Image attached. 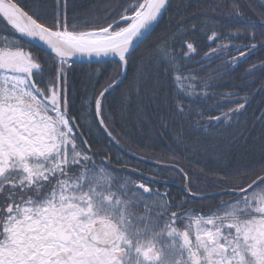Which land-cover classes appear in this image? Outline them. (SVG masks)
<instances>
[{
    "label": "snow or ice",
    "instance_id": "snow-or-ice-1",
    "mask_svg": "<svg viewBox=\"0 0 264 264\" xmlns=\"http://www.w3.org/2000/svg\"><path fill=\"white\" fill-rule=\"evenodd\" d=\"M168 7L169 0H132L104 25L75 18L70 24L67 0H58L51 18L40 0H33L31 14L13 0H0L6 25L43 43L56 65L55 75L45 79L39 57L15 42L0 46V264H264V175L233 189L237 199L222 205L221 214L178 218L172 212L167 220L153 219L133 211L143 199L133 188L151 195L150 188L114 183L105 162L97 165L77 150L78 125L68 111L67 69L73 58H114L118 72L91 101L107 131L102 115L107 94L126 78L138 42L148 39ZM244 22L248 38H260L259 45L244 47L264 48V12L256 22L251 17ZM185 47L195 51L191 43ZM163 56V63L174 62V54ZM38 80L46 86L39 87ZM244 107L240 103L223 118ZM177 108L183 114V107ZM73 169L80 171L70 174ZM177 219L187 221L183 231L174 226Z\"/></svg>",
    "mask_w": 264,
    "mask_h": 264
},
{
    "label": "trees",
    "instance_id": "trees-1",
    "mask_svg": "<svg viewBox=\"0 0 264 264\" xmlns=\"http://www.w3.org/2000/svg\"><path fill=\"white\" fill-rule=\"evenodd\" d=\"M45 1L53 5V0H40V5ZM129 2L132 0H67L69 23L75 18L81 24L87 20L104 25L111 17L118 18ZM261 2L171 1L158 27L136 49L126 78L107 94L102 115L123 150L97 122L91 103L95 92L118 72L115 62L72 65L69 105L78 128L92 134L90 146L116 167L165 181L181 180L189 194L208 196L191 200L197 215L217 213L214 205L232 196L230 191L264 175V48L250 51L244 47L260 43V38H248L244 18L256 22L264 12ZM32 3L18 1L29 14ZM41 9L49 18L58 11ZM0 32L11 41L18 40L23 49L30 47L1 17ZM213 33L218 38L210 40ZM187 43L193 44L194 52L185 47ZM161 52L164 60L174 54V62L163 63ZM240 103L245 104L242 110L223 118ZM177 104L183 107V114ZM216 117H221L219 122ZM178 203L189 209L190 200Z\"/></svg>",
    "mask_w": 264,
    "mask_h": 264
},
{
    "label": "flooded vegetation",
    "instance_id": "flooded-vegetation-1",
    "mask_svg": "<svg viewBox=\"0 0 264 264\" xmlns=\"http://www.w3.org/2000/svg\"><path fill=\"white\" fill-rule=\"evenodd\" d=\"M21 1V0H18ZM17 0H13V2L18 4ZM53 5H50V1H45L43 4H41V8H53V9H58V0H53ZM16 43L19 46V41L18 40H10L8 36H4L1 32H0V46L2 47H6L11 45L12 43ZM29 48H25L24 51L25 52H32L33 55L37 56L40 58L43 67L47 70L46 74H45V79H50L52 76L55 75L56 72V68L54 66H56L53 62H52V57L50 54L44 52V51H36L33 48H36L32 45L29 44ZM71 69L67 70L68 72V76L69 73H71ZM38 84L39 87L44 88L46 85L42 82L38 80ZM68 111L70 113V115L72 117L75 118V121L77 122L76 117L73 115L74 113L72 112L70 105L68 107ZM74 134L76 135V145H77V150L80 151L82 154H86L89 155L93 158V161L97 164L100 165L101 162H105L103 166L108 167L110 170H112L114 172V176H115V181L114 183L116 184H123L125 181H131L133 185L136 184H140L143 183L145 184L148 188H150L152 190V194L148 195V194H143L140 192L139 189L137 188H133V191L137 192L138 195H142L143 199H142V203L138 204L133 211L139 215V216H144V217H151L153 219L157 218L158 215L161 216L163 219L167 220V218L171 215L172 212H176L177 213V217H208L211 215H197L195 213V204L192 203V199L194 198H201L200 196L195 197L194 195H191L188 193L187 189H185V185H183V183L181 182V180L179 181H165L159 178H156L152 175H148L146 173L143 172H139L143 175H146L148 177H152L155 179H159L161 181H165V182H170L173 184H159L155 181H152L148 178L142 177L140 175L134 174L130 171L129 168H120V167H116L115 165L110 164V162L108 161L109 159H107L106 157H101L100 154L103 152H100V150H98V148H96L95 146H90L91 144V138H92V134L90 132H82L79 128L74 129ZM83 136V140L80 139V136ZM90 148V150H89ZM71 154V153H70ZM80 171V169H73L72 173L70 174H78ZM138 172V170H137ZM134 177V178H133ZM176 190L179 192H183V194H169L171 191L170 190ZM115 190V189H113ZM156 193H160L161 195L157 196ZM208 196H205L203 198H207ZM180 199H187L190 200V203H188V210H184L185 208H183L184 204L179 205L178 200ZM237 199V197L235 195L229 196V197H224L222 202L219 204H215L214 206L216 208L219 209V211L213 215H218L221 214V206L222 205H231L235 202V200ZM167 202L168 207L167 209H162L161 207H159L160 204H163L164 202ZM209 207H212L211 204H208ZM180 208V209H179ZM166 213V215H165ZM187 223L186 220H182V219H177L176 224L174 225L175 227H177L180 231L184 230V226ZM162 226V225H161ZM190 234L192 236V238H195V231H194V227L193 229L190 230Z\"/></svg>",
    "mask_w": 264,
    "mask_h": 264
},
{
    "label": "water",
    "instance_id": "water-1",
    "mask_svg": "<svg viewBox=\"0 0 264 264\" xmlns=\"http://www.w3.org/2000/svg\"><path fill=\"white\" fill-rule=\"evenodd\" d=\"M171 1H172V0H169V5H170ZM167 9H168V8H167ZM166 12H167V10L164 12L163 16L160 18L159 23L156 24V25H154L152 33H153V32L155 31V29L158 27V25L160 24V22H161L162 19L164 18ZM1 18H2V17H1ZM2 19H3V18H2ZM17 33H18V32H17ZM18 34H19V33H18ZM19 36H20L25 42H27L28 44H30V45L36 47L37 49H39V50H41V51H44V52H46V53H48V54L51 55L50 50H49V49H48L43 43L38 42V41H30V39H29L28 37L23 36L22 34H19ZM145 41H146V40H145ZM145 41H144V42H145ZM141 45H142V44H140V43L138 42V46H137L136 49H138ZM135 51H136V50H135ZM51 56H52V55H51ZM73 60L76 61L75 63H73L74 65H93V64H102V63L114 62V58H111V57H108V58H94V59H90V58H87V57H83V58H82V57H74ZM104 131H105V130H104ZM105 133H106V135L111 139V141H112L115 145L119 146L118 143H117V141H116L115 139L113 140V136H112V135H111V136L108 135V133H109L108 130L105 131ZM119 148L122 149V147H120V146H119ZM122 150H123V149H122ZM126 153L129 154V155H131V154L128 153V152H126ZM167 167H170V166H167ZM130 171H131L132 173H134V174H137V175H140V176H142V177L148 178V179H150V180H152V181H155V182H157V183H159V184H173V183H170V182H165V181H161V180H159V179H155V178H152V177H148V176L143 175V174H141V173H139V172H137V171H135V170H130ZM229 193H232V194H233V191H230ZM220 194H221V193H220ZM195 197H198V196H195Z\"/></svg>",
    "mask_w": 264,
    "mask_h": 264
},
{
    "label": "rangeland",
    "instance_id": "rangeland-1",
    "mask_svg": "<svg viewBox=\"0 0 264 264\" xmlns=\"http://www.w3.org/2000/svg\"><path fill=\"white\" fill-rule=\"evenodd\" d=\"M68 70V69H67Z\"/></svg>",
    "mask_w": 264,
    "mask_h": 264
}]
</instances>
